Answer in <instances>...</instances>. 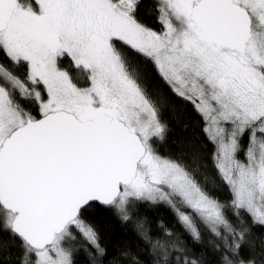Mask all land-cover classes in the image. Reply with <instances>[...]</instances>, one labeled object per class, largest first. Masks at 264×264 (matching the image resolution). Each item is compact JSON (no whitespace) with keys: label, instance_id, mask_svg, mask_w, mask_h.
<instances>
[{"label":"snow or ice","instance_id":"6c2138e0","mask_svg":"<svg viewBox=\"0 0 264 264\" xmlns=\"http://www.w3.org/2000/svg\"><path fill=\"white\" fill-rule=\"evenodd\" d=\"M0 264H264V0H0Z\"/></svg>","mask_w":264,"mask_h":264},{"label":"trees","instance_id":"16d2710c","mask_svg":"<svg viewBox=\"0 0 264 264\" xmlns=\"http://www.w3.org/2000/svg\"><path fill=\"white\" fill-rule=\"evenodd\" d=\"M192 128L194 129L195 125L192 122ZM156 224H173L174 221L170 219L168 215L164 212L155 214L152 218ZM108 231L105 233L104 242L114 248H119L121 246H128L135 248L136 247V237L131 230V227H124L119 224H108L105 226Z\"/></svg>","mask_w":264,"mask_h":264}]
</instances>
